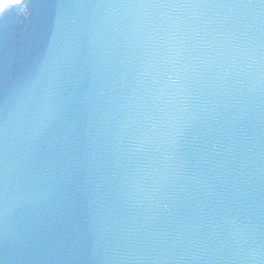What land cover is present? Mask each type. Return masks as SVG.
Wrapping results in <instances>:
<instances>
[{
	"label": "water",
	"instance_id": "95a60500",
	"mask_svg": "<svg viewBox=\"0 0 264 264\" xmlns=\"http://www.w3.org/2000/svg\"><path fill=\"white\" fill-rule=\"evenodd\" d=\"M0 264H264V0H22L0 15Z\"/></svg>",
	"mask_w": 264,
	"mask_h": 264
},
{
	"label": "snow or ice",
	"instance_id": "6c2138e0",
	"mask_svg": "<svg viewBox=\"0 0 264 264\" xmlns=\"http://www.w3.org/2000/svg\"><path fill=\"white\" fill-rule=\"evenodd\" d=\"M21 3L22 0H0V15L6 13L13 5H20ZM7 243L5 230L4 233H0V250H6Z\"/></svg>",
	"mask_w": 264,
	"mask_h": 264
}]
</instances>
